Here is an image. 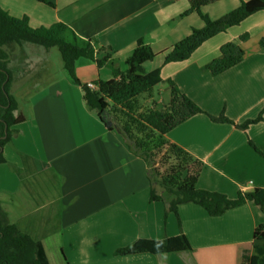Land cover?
<instances>
[{"label":"crops","instance_id":"0c3cea01","mask_svg":"<svg viewBox=\"0 0 264 264\" xmlns=\"http://www.w3.org/2000/svg\"><path fill=\"white\" fill-rule=\"evenodd\" d=\"M44 1L47 4L0 0V7L10 16L27 17L32 28L67 25L78 44L90 41L96 58L108 56L120 71L142 39L156 53L143 64L145 71L160 68L163 81L172 80L211 116L223 113L241 124L254 119L264 106V11L204 42L187 61L163 65L167 50L203 26L196 13L177 19L189 8L187 0ZM240 1L218 0L201 12L216 20ZM242 35L247 38L239 41ZM227 42L239 44L243 60L212 76L205 67ZM33 54L22 46L14 63H8L9 70L18 68L22 74ZM74 72L82 84L113 77L108 66L85 58L75 62ZM156 87L159 97L149 101L161 108L169 101V91L164 83ZM41 90L32 114L19 113L24 120L11 128V139L1 150L5 162L0 164V206L10 223L41 242L49 264H240L242 252L252 248L253 230L264 225L257 207L246 203L210 217L201 207L184 204L177 216L164 217V204L148 201L144 160L85 106L80 86L66 71ZM165 137L202 163L197 188L231 199L238 191L264 188V159L248 145L251 140L264 153V116L240 130L198 114ZM180 233L191 251L114 255L136 239L161 240ZM57 250L62 260L51 256Z\"/></svg>","mask_w":264,"mask_h":264},{"label":"trees","instance_id":"16d2710c","mask_svg":"<svg viewBox=\"0 0 264 264\" xmlns=\"http://www.w3.org/2000/svg\"><path fill=\"white\" fill-rule=\"evenodd\" d=\"M46 3L44 0H37ZM177 1V0H168ZM189 8L180 14L182 19L196 13L203 22L199 29L175 43L166 51L163 65L185 62L206 41L238 26L247 17L264 11V0L240 1L237 8L222 17L211 20L201 12L205 5L218 0H187ZM50 5V3H48ZM68 36H71L69 40ZM246 35L239 37L244 41ZM33 44L44 49L56 47L60 53L63 68L74 85L80 86L85 106L96 113L102 121L103 113L112 116L120 134L131 151L141 157L148 168L150 181L149 203L162 202L164 217L173 213L177 216L180 205L194 204L201 207L210 217H220L228 210L251 203L264 214V188L238 191L231 199L223 193L199 189L196 186L202 163L179 145L166 139L165 135L186 120L198 114H205L213 123L230 124L246 130L263 121L264 106L254 119L235 124L223 113L211 116L203 111L188 96L181 93L170 79L162 80L160 68L145 71L143 64L152 61L156 53L138 39L131 55L126 59V69L120 71L109 57L97 59L94 45L90 42L78 44L77 38L67 25L57 22L48 27L32 28L27 17L10 16L0 7V164L4 163L2 148L12 135L11 128L24 119L17 111V103L10 94L11 71L8 68L9 55L23 44ZM220 56L206 65L212 76H218L239 64L244 51L236 42H227L219 49ZM79 58L93 61L97 66H108L112 79L94 82L96 89L80 83L74 72ZM164 83L169 91V101L161 108L154 105L142 110L138 97L147 94L152 98L153 88ZM153 103V102H152ZM103 122V121H102ZM112 129V128H111ZM250 148L262 159L264 153L251 141ZM251 250H244L240 264H264V225L253 230ZM186 236L182 233L161 240L139 238L115 250V256H129L142 253L152 255L191 251ZM0 264H49L40 241L21 232L8 221L0 206Z\"/></svg>","mask_w":264,"mask_h":264},{"label":"rangeland","instance_id":"374dc122","mask_svg":"<svg viewBox=\"0 0 264 264\" xmlns=\"http://www.w3.org/2000/svg\"><path fill=\"white\" fill-rule=\"evenodd\" d=\"M68 38L71 40V36H68ZM22 46L24 52L25 50L28 51V53L34 52V56H30L29 62L31 60L32 62L26 66L25 70L22 72L23 75L18 68H15L13 72L11 71L10 94L17 103L18 113L16 112L15 114L21 113L25 116H30L32 114V103L38 98L37 94L42 93L43 91L41 89L47 88L51 83L58 80L60 76H62L64 68L60 53L56 47L44 49L40 46L28 43ZM20 48L14 49L9 55V63L10 61L12 64L14 63L15 56L18 55ZM9 66L12 65H8V68ZM25 78H27V80ZM158 90L159 88L155 87L152 91V98L155 101H157V97H159L157 93ZM152 98H148L147 94H142L138 97L142 110L152 107L153 103L149 101L150 99L152 100ZM61 255L60 251L57 250V254L53 252L51 256L55 258V260H62Z\"/></svg>","mask_w":264,"mask_h":264},{"label":"water","instance_id":"95a60500","mask_svg":"<svg viewBox=\"0 0 264 264\" xmlns=\"http://www.w3.org/2000/svg\"><path fill=\"white\" fill-rule=\"evenodd\" d=\"M102 121L107 128H113L117 133H120V129L115 119L112 116H110L107 112L103 113Z\"/></svg>","mask_w":264,"mask_h":264},{"label":"built area","instance_id":"2783aa9c","mask_svg":"<svg viewBox=\"0 0 264 264\" xmlns=\"http://www.w3.org/2000/svg\"><path fill=\"white\" fill-rule=\"evenodd\" d=\"M86 85H87V87L90 88V89H96V86H95L94 83H87Z\"/></svg>","mask_w":264,"mask_h":264}]
</instances>
